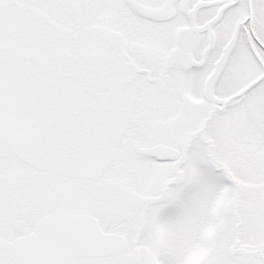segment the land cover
<instances>
[{"label":"snow or ice","instance_id":"1","mask_svg":"<svg viewBox=\"0 0 264 264\" xmlns=\"http://www.w3.org/2000/svg\"><path fill=\"white\" fill-rule=\"evenodd\" d=\"M0 264H264V0H0Z\"/></svg>","mask_w":264,"mask_h":264}]
</instances>
